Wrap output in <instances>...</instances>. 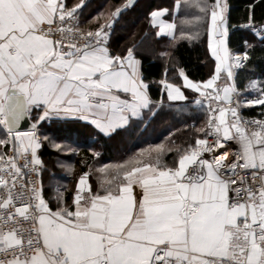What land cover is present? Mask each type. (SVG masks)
Segmentation results:
<instances>
[{
    "label": "snow or ice",
    "instance_id": "1",
    "mask_svg": "<svg viewBox=\"0 0 264 264\" xmlns=\"http://www.w3.org/2000/svg\"><path fill=\"white\" fill-rule=\"evenodd\" d=\"M87 6L0 0V264H264V0L240 17L230 0L149 6L120 48L138 0L91 18ZM165 39L154 80L143 44ZM178 42L204 48L205 76L175 61ZM165 109L202 122L123 162L57 161L71 188L46 181V151L76 153L50 125L115 140Z\"/></svg>",
    "mask_w": 264,
    "mask_h": 264
},
{
    "label": "trees",
    "instance_id": "2",
    "mask_svg": "<svg viewBox=\"0 0 264 264\" xmlns=\"http://www.w3.org/2000/svg\"><path fill=\"white\" fill-rule=\"evenodd\" d=\"M122 2L123 0H90L85 9V17L91 18L99 12H110L114 10V6H119ZM171 2L172 0H138L139 7L134 11L128 12L120 21L114 36L113 47L120 48L125 45L133 33L136 34L137 38L139 37V34L143 30V13L146 8L149 6L153 9L167 7ZM251 2L252 0H230L232 15L234 17L244 15ZM168 43L169 41L165 39L161 44H155L152 41H146L143 44L142 51L145 57L144 64L146 74L154 80L160 79L164 67L170 65L169 61L158 54L159 51L166 50L165 46ZM172 51L175 61L185 65L187 71H189L192 76L202 77L208 73L209 67L205 66L203 60V47L189 45L185 42H178ZM258 70L259 69H257V71ZM201 122L199 116L195 113L189 112L185 115H179L174 111L165 109L155 118V121L149 127L145 128L141 125L133 132L115 140L99 137L96 141H92V139H89V136L81 138V134L77 132L74 146L78 155H82L88 164L97 167L104 163L123 162L145 148L154 146L158 143L168 142L170 136L179 143L184 137V133L182 131L178 132V129H183L186 123H193L198 126ZM74 129V126H67L61 133L68 134V132H71L69 133L70 135ZM173 133H175V135H173ZM84 136H86V134H84ZM93 151L101 153V156L94 160L91 156ZM92 183L95 186L96 180L94 178L92 179Z\"/></svg>",
    "mask_w": 264,
    "mask_h": 264
},
{
    "label": "crops",
    "instance_id": "3",
    "mask_svg": "<svg viewBox=\"0 0 264 264\" xmlns=\"http://www.w3.org/2000/svg\"><path fill=\"white\" fill-rule=\"evenodd\" d=\"M67 126L75 127L72 134L70 135L69 133L71 132L68 131H67L68 134L61 133L62 130H64V128ZM77 132L81 134V138H86L87 136H89L90 137L89 139H92V141H96L99 138L90 128H87L80 123H60V124L50 125V130L48 131V135L52 137L54 141L63 143L64 145L75 149L74 143L76 141ZM84 134H86V136H84ZM45 156L49 161L50 173H55L54 177L51 175L46 176V181L51 185L57 187L61 185H66L67 187L71 188L75 183L73 174L68 173L67 168L64 169L60 168L59 165L57 164V161L64 163L66 165L71 163L75 169V172L77 173L86 170L83 167V162L86 161V159L83 158L82 155H78L77 151L75 155H71V154L60 155L57 154L54 150H52L49 152L46 151Z\"/></svg>",
    "mask_w": 264,
    "mask_h": 264
}]
</instances>
